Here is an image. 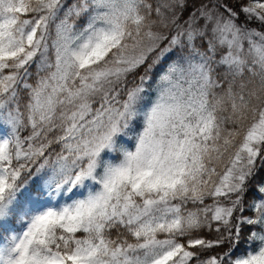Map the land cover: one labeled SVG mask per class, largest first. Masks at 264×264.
<instances>
[{
  "label": "snow or ice",
  "instance_id": "snow-or-ice-1",
  "mask_svg": "<svg viewBox=\"0 0 264 264\" xmlns=\"http://www.w3.org/2000/svg\"><path fill=\"white\" fill-rule=\"evenodd\" d=\"M0 264H264V0H0Z\"/></svg>",
  "mask_w": 264,
  "mask_h": 264
}]
</instances>
